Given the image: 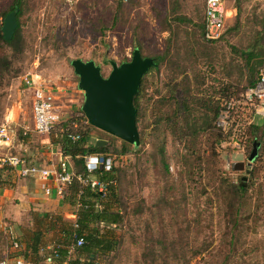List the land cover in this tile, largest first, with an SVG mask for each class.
<instances>
[{"label": "rangeland", "instance_id": "obj_1", "mask_svg": "<svg viewBox=\"0 0 264 264\" xmlns=\"http://www.w3.org/2000/svg\"><path fill=\"white\" fill-rule=\"evenodd\" d=\"M20 1L18 47L23 52L9 58L8 71H0V126L7 115L15 117L13 141L5 150L28 163L41 165L44 151L50 147L45 141L48 135L32 132V91L24 83L25 77L33 86L54 92L60 119L78 118L84 96L78 89L71 61H93L102 76L107 77L110 62L120 65L130 61L132 47L141 45L142 56L164 58L158 72L145 79L139 123L144 135L141 148L117 156L114 149H121V140L91 127L83 119L79 125L88 134V144L98 140L110 143L108 156L115 166L125 170L120 195L125 217L117 229L120 243L111 264H222L229 253L231 259L234 253L242 255L244 264H264V214L259 223L244 218V222L234 226L236 218L228 206L230 197L225 184L221 186V181L235 184L240 180L247 186L255 171L247 194L251 198L248 205L252 209L264 200V143L258 145V161L248 166L252 151L250 126L259 115L256 103L247 101L243 85L252 65H247L240 55L253 45L261 28L264 0H227V8L234 9L236 3L240 8L239 13L232 10L227 21V26L233 28L238 19V30L212 44H206L193 27L194 23H202L204 0ZM11 2L0 0V13L6 12ZM179 16L188 22L176 21ZM168 25L171 34L165 31ZM6 54L9 57L8 50ZM0 56L4 58L3 49ZM180 70L190 76L192 92L219 103L214 124L225 133L219 144H213L214 137L208 141L209 132L201 131L190 149L189 138L180 142L164 123H154L166 111L167 105L161 103L166 101L169 89L183 79L182 74L176 73ZM170 78L173 83L167 85ZM182 96L180 92L178 97ZM228 98L231 100L226 101ZM190 105L194 116L202 114L197 102ZM24 128H30L26 137ZM163 140L162 158L157 148ZM239 163L244 164L242 171L233 168ZM0 174V230L11 227L14 235L25 240L31 237L30 228L38 223L42 229H50L48 220L32 215L29 180L8 169ZM61 215L67 218L65 213ZM1 231L0 254L6 240ZM52 236L51 230L46 232L44 243L50 244ZM203 248L205 253L194 258Z\"/></svg>", "mask_w": 264, "mask_h": 264}, {"label": "trees", "instance_id": "obj_2", "mask_svg": "<svg viewBox=\"0 0 264 264\" xmlns=\"http://www.w3.org/2000/svg\"><path fill=\"white\" fill-rule=\"evenodd\" d=\"M119 1L122 3L127 0ZM21 5L22 2L20 0H12L8 10L0 13V50H4V58L0 56L1 72L9 70V58H11L14 53L23 52L22 49L18 47L21 45V33L19 26V17L22 13ZM234 9L237 13L240 12V8L237 3L234 5ZM11 12L17 13V28L13 37L10 40H5L1 28L5 16ZM175 20L181 23L188 22V20L182 16L175 18ZM260 26V30H257L255 34L253 45L247 48L244 52H240V55L245 59V63L250 66L252 65L248 75H245V77L247 76L245 78V83L243 84L245 86V90H248L256 85L261 70L264 69V16L260 19ZM170 27L171 26L168 25L165 30L168 31L169 34L172 33ZM193 27L199 32L200 37H203V14L202 23H194ZM238 27L239 22L238 19H236L234 27L229 28L227 26V29L220 40L208 42L204 38L202 39L206 44L220 42L225 38L227 33L238 30ZM140 46L141 45H135L132 47V52L135 49L140 52ZM7 50L9 57H7L6 54ZM151 58L154 59L156 66L151 68L143 76L138 92L133 99V105L136 109V125L139 133V144L137 146L130 145L122 141L121 149L119 151L114 149L117 156L128 154L132 149H139L143 144L144 135L143 131L139 130V123L141 120L143 93L146 86L145 79L149 75L158 72L159 64L162 63L164 59L163 56ZM176 73L182 74L183 79L177 84L174 83V87L169 89L166 101H161L162 106L167 105L166 111L159 115L154 123L158 126L164 123L166 128L170 130V133L175 138L177 137L180 142L189 138L188 144H191L190 149L194 147L196 135L201 131L209 132L208 141L214 137L216 140L213 144H219L225 137L223 136L225 133L221 132V130L214 124L218 116L219 103L217 101L212 102L210 99H203L196 93L192 92V85L189 82L190 76L187 74L186 70H180ZM172 83L173 79L170 78L167 85ZM178 86H180L179 91L183 94L181 97L182 99L178 97L180 93L178 92ZM230 100L231 98H228L226 101ZM194 102H197L203 109L200 116H194L192 114L191 110H193V108L190 104ZM81 119H83L85 123L87 122L80 110L78 118L73 117L64 120L60 119L47 135L49 137V142L56 145L64 156H68L70 158L75 174L85 177L86 171L83 164V156L90 154L106 156L111 150V144L106 141V144L102 146H96L97 141L88 144V134L86 131L81 130V126H79L81 125ZM250 129L252 136V149L254 145L258 148L261 145L260 142L264 143V116H258L255 124L251 125ZM257 133H260L261 135H257ZM27 135L23 136L26 137ZM73 136L76 137L75 140L72 139ZM227 136L228 135L226 134V137ZM164 142L165 140L161 141L157 148V154H159L162 158L165 154ZM262 157H264V154ZM259 158L260 155L257 151V156L254 162H257ZM163 165L165 166V170L168 171V166L164 162ZM251 173L252 174L249 179H252V182L250 181V184H247V186L242 180H240L241 183L235 184L230 183L229 181H221V186L223 187V184H225V191H227L230 197L228 206L230 208V212L236 218V220L233 221L234 226H238L240 222H244L241 221V219L244 218L251 219L252 221L255 220L256 223H259L262 220V214H264V200H259L257 204L252 207V209L248 205L251 198H249L247 194L249 188L253 185L255 171H252ZM95 175L98 176L104 183L107 182L110 184L104 195L91 191L88 186H83L76 179L64 188L62 203L68 204L71 208L75 209L76 228L74 227V224L70 225L59 218V216L49 219V222L52 224V227L49 226L50 229L44 230L41 228V224L38 223L37 227L34 226L30 228V238L24 240L17 237L18 244H23L27 251L24 252V250L19 249L14 255H22L29 264H111L112 255L117 251L120 243V235L118 234L117 229L118 226L122 225L125 217L123 208L122 210L120 208V195L122 193L121 178L125 175V170H122V168L113 164L110 172H101L98 170ZM248 219L246 221H248ZM50 230L53 233V239H51L50 243L52 247L48 251L43 250V252H41V247L44 245L45 233ZM77 238L83 239V244L79 247L75 246ZM6 247H8L7 237L5 245L3 246V251L0 254V258L3 257V252L6 250ZM205 250L206 249L203 248V250L197 251L194 254V258L203 255ZM50 254L52 255V261L48 263L46 262V258ZM236 255H238V259L241 260H237ZM236 255L234 253L231 259L229 253L228 256L224 258V262L222 264H230L231 262L235 264H244V261H242V255Z\"/></svg>", "mask_w": 264, "mask_h": 264}, {"label": "built area", "instance_id": "obj_3", "mask_svg": "<svg viewBox=\"0 0 264 264\" xmlns=\"http://www.w3.org/2000/svg\"><path fill=\"white\" fill-rule=\"evenodd\" d=\"M226 3L227 0H204L203 38L208 42L220 40L227 29L228 14L230 15L231 12L226 7ZM24 83L32 91V132L39 135H47L52 127L60 120L55 106L54 92L42 86H33V83L27 77L24 78ZM245 97L247 101H254L256 103V115L264 116V69L261 70L256 85L246 91ZM14 131V126L11 124L5 123L1 125L0 144L4 147H9ZM29 132L30 128L23 129V135H27ZM72 139L75 140L76 137L73 136ZM59 154L61 158L55 166L44 167L28 163L12 153H7L0 156V171L8 169L21 179L53 181L55 184L54 189L60 196H63L64 188L70 185L74 179L83 186H88L91 191L98 192L102 195L107 192L110 184L101 181L95 173L98 170L101 172H110L113 166L111 157L98 154L83 156V164L86 171L84 177L76 175L71 170L70 158L68 156H64L61 152ZM44 190L49 195L52 188L46 186ZM74 227H77L75 223ZM1 232L7 237L8 247L3 252V257L0 258V264H29L22 255H14L20 249V245L11 227H4ZM82 244L83 239L77 238L75 246L79 247ZM51 257V254L48 255L46 262L50 263L52 261Z\"/></svg>", "mask_w": 264, "mask_h": 264}, {"label": "water", "instance_id": "obj_4", "mask_svg": "<svg viewBox=\"0 0 264 264\" xmlns=\"http://www.w3.org/2000/svg\"><path fill=\"white\" fill-rule=\"evenodd\" d=\"M17 13L7 14L1 28L5 40H10L17 28ZM71 66L78 77V89L83 93L84 102L81 111L87 123L110 136L127 144L138 145L139 133L136 125V109L133 105L143 76L156 66L154 59L142 57L135 49L131 60L120 65L110 62L111 72L103 77L100 67L93 61L76 59ZM98 140L96 146L105 145ZM257 156V147L254 145L248 159V166ZM242 171L244 164L233 166Z\"/></svg>", "mask_w": 264, "mask_h": 264}, {"label": "crops", "instance_id": "obj_5", "mask_svg": "<svg viewBox=\"0 0 264 264\" xmlns=\"http://www.w3.org/2000/svg\"><path fill=\"white\" fill-rule=\"evenodd\" d=\"M229 10H230V12H232V10L234 11V9H229ZM203 12H204V1H203L202 14H203ZM13 119H15V117H13L12 114H9L5 118V123H8V124H11L14 126L15 122ZM13 136H14V134H13ZM48 138L49 137H46L45 141L48 142V145H50V147L48 146L47 150L44 149L45 150L44 151L45 160L40 165V166H44V167H50L53 165L55 166L61 158V156L59 154L60 151H59L58 147L56 145H53L52 143H50ZM12 139H13V137H12ZM12 139H11V143L13 141ZM9 146H11V144ZM5 148H8V147H5ZM5 148L2 144H0V151L2 152L3 155L7 154V153H11V150H5ZM70 165L72 168L71 170H73V172L75 173L74 168H73L72 163H71V160H70ZM24 180H29V182H30L29 183V186H30L29 187L30 188L29 189V194H30L29 201L34 203L32 215H34L38 219H45L46 221L48 220V222H49V219L51 217L59 216V218H61L62 220L67 219V221H69L68 223L70 225H73L75 223V221H76L75 211L72 210L70 212L69 208H71V207L68 204L62 203V195L60 196L56 193V191L54 189L55 184L53 181H50V180L44 181V180H40V179H37V180L36 179H24ZM46 186H50L52 188L49 195H47L45 193L44 188ZM67 211H69L70 214H68ZM64 213L67 214L66 215L67 218H64V216L61 215ZM29 225L32 226V223H30ZM51 247H52L51 244L44 243V245H42V247H41L42 250H40V251L41 252H43V250L48 251V250H50ZM20 249L24 250V252L27 251L26 248L23 246V244L20 245Z\"/></svg>", "mask_w": 264, "mask_h": 264}]
</instances>
